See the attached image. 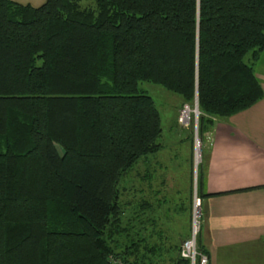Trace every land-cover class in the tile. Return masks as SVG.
<instances>
[{"label": "trees", "instance_id": "obj_1", "mask_svg": "<svg viewBox=\"0 0 264 264\" xmlns=\"http://www.w3.org/2000/svg\"><path fill=\"white\" fill-rule=\"evenodd\" d=\"M81 1L0 0V264H149L115 239L119 179L161 147L138 83L196 97L200 134L262 98L264 0Z\"/></svg>", "mask_w": 264, "mask_h": 264}, {"label": "crops", "instance_id": "obj_2", "mask_svg": "<svg viewBox=\"0 0 264 264\" xmlns=\"http://www.w3.org/2000/svg\"><path fill=\"white\" fill-rule=\"evenodd\" d=\"M12 1L36 7L45 0ZM253 71L262 98L248 109L216 121L207 134L212 141L203 154L201 224L196 246L207 256L208 264H264V50ZM147 208L143 203L142 209ZM176 211L182 213V206L166 207L160 214L163 228L176 242L174 249L189 231L187 214H181L184 223L175 230L173 224L180 219ZM159 231L156 235L161 237L163 232ZM152 247L163 256L164 248Z\"/></svg>", "mask_w": 264, "mask_h": 264}, {"label": "rangeland", "instance_id": "obj_3", "mask_svg": "<svg viewBox=\"0 0 264 264\" xmlns=\"http://www.w3.org/2000/svg\"><path fill=\"white\" fill-rule=\"evenodd\" d=\"M80 5L81 7L91 6V0L81 1ZM138 90L151 98L158 113L161 129L158 143L161 147L156 153L136 161L119 179L117 203L121 212V227L127 229V234L118 235L115 238L116 234L111 233L109 244L112 246L111 240L115 238L117 244L123 248L125 238H128L127 235H129V238L131 235L135 240L143 234V237H148L147 239L144 238V244L147 245V248L149 246H154L156 249L164 248L162 251L163 256L162 253L158 255L153 252L148 254L147 257L144 256V262L147 263L148 261L149 264H171L170 262L174 261V255L178 256L181 243L178 249H174L176 242L172 241L168 230L163 228L165 222L161 219L160 214L164 213L163 210L166 207L180 205L183 212L178 213L176 211L180 219L176 220V223L179 224H173L175 230L181 226L182 222L184 223L181 214H187L190 220L193 198L200 201L202 195L199 189H196L197 168L204 163V148H209L212 141L211 136L207 134L213 131L214 128L212 126L211 129L207 130L208 132L198 133V112L197 107L196 112L194 111V102L190 105L185 104L177 94L148 82H139ZM186 110L187 122L181 125L178 122V117L180 113L184 114ZM213 121L215 123L218 120ZM194 136L199 143V159L196 165H194ZM145 202L148 204L149 210L148 208L147 210L142 209ZM198 204L201 224V207L200 203ZM159 230L163 232L161 237L156 235V233H160ZM139 249L138 251L141 252V248ZM199 252L201 251L199 250ZM144 253L146 255V251ZM128 258L129 262L136 264L137 259L135 256L131 255ZM140 261V259L137 260V263L139 264ZM112 262L113 264L122 263L119 259L112 260Z\"/></svg>", "mask_w": 264, "mask_h": 264}, {"label": "built area", "instance_id": "obj_4", "mask_svg": "<svg viewBox=\"0 0 264 264\" xmlns=\"http://www.w3.org/2000/svg\"><path fill=\"white\" fill-rule=\"evenodd\" d=\"M184 114L180 113L178 122L182 125L186 124L187 117L184 118ZM195 156V153H194ZM195 159V158H194ZM199 159V156H198ZM199 201L193 198V205L191 208V216L189 220V231L188 236L181 242L178 257L187 260L188 264H208V258L203 253L199 252L196 247V238L200 228V212H199Z\"/></svg>", "mask_w": 264, "mask_h": 264}, {"label": "bare ground", "instance_id": "obj_5", "mask_svg": "<svg viewBox=\"0 0 264 264\" xmlns=\"http://www.w3.org/2000/svg\"><path fill=\"white\" fill-rule=\"evenodd\" d=\"M186 114H187V110L185 112V116L184 118H186ZM199 143H198V140L195 141L194 143V153H195V156H194V163L196 164L197 163V160H198V154H199Z\"/></svg>", "mask_w": 264, "mask_h": 264}, {"label": "water", "instance_id": "obj_6", "mask_svg": "<svg viewBox=\"0 0 264 264\" xmlns=\"http://www.w3.org/2000/svg\"><path fill=\"white\" fill-rule=\"evenodd\" d=\"M193 106H194V111L196 112V97H195V99H194V104H193ZM197 139H196V137L194 136V142L196 141ZM194 165H196V164H194ZM194 170H195V166H194Z\"/></svg>", "mask_w": 264, "mask_h": 264}]
</instances>
